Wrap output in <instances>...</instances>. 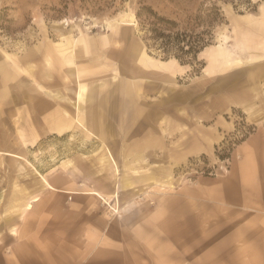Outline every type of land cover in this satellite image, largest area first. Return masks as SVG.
<instances>
[{
    "label": "rangeland",
    "instance_id": "374dc122",
    "mask_svg": "<svg viewBox=\"0 0 264 264\" xmlns=\"http://www.w3.org/2000/svg\"><path fill=\"white\" fill-rule=\"evenodd\" d=\"M0 264H264V0H0Z\"/></svg>",
    "mask_w": 264,
    "mask_h": 264
},
{
    "label": "trees",
    "instance_id": "16d2710c",
    "mask_svg": "<svg viewBox=\"0 0 264 264\" xmlns=\"http://www.w3.org/2000/svg\"><path fill=\"white\" fill-rule=\"evenodd\" d=\"M247 1L249 2L250 0H247ZM212 9L215 12V14L217 15V18H220V16H221L220 8L217 5H212ZM147 11L149 12V14L153 15V17L155 18V21H154L155 24L156 23L158 24V23L170 22V20L164 18L163 16H160L159 14H157V12H154V10L151 8H147ZM138 14L141 15L142 13L139 12ZM187 38H188L187 35H185L183 37V39H180V38H178V39H179V41H181V40L185 41ZM204 40H205V38H200L197 40H191L190 39V40H188V45H189L188 48L185 49L184 46H179V49L181 51L184 50L186 52H197L202 47Z\"/></svg>",
    "mask_w": 264,
    "mask_h": 264
},
{
    "label": "bare ground",
    "instance_id": "6f19581e",
    "mask_svg": "<svg viewBox=\"0 0 264 264\" xmlns=\"http://www.w3.org/2000/svg\"><path fill=\"white\" fill-rule=\"evenodd\" d=\"M45 93H47V95H49V96H51L53 98H56V97L60 98V95L58 93H53V91H51V90H46ZM85 94H86V87L84 85H82V83H80V90H79V92L76 95H78L79 100H80V99H85V97H84ZM47 185L50 186L49 183ZM118 210H117V212H118Z\"/></svg>",
    "mask_w": 264,
    "mask_h": 264
},
{
    "label": "crops",
    "instance_id": "0c3cea01",
    "mask_svg": "<svg viewBox=\"0 0 264 264\" xmlns=\"http://www.w3.org/2000/svg\"><path fill=\"white\" fill-rule=\"evenodd\" d=\"M119 171V170H118ZM78 193V192H77ZM84 193H88L87 191H84ZM234 204H238L237 202H233Z\"/></svg>",
    "mask_w": 264,
    "mask_h": 264
}]
</instances>
